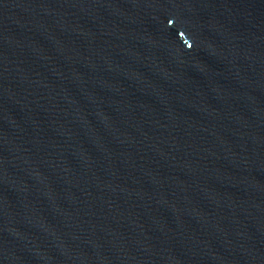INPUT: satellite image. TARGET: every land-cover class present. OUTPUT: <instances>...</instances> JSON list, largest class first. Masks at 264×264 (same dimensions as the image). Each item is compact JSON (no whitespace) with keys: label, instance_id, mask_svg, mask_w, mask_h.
<instances>
[{"label":"water","instance_id":"1","mask_svg":"<svg viewBox=\"0 0 264 264\" xmlns=\"http://www.w3.org/2000/svg\"><path fill=\"white\" fill-rule=\"evenodd\" d=\"M0 264H264V0H0Z\"/></svg>","mask_w":264,"mask_h":264},{"label":"clouds","instance_id":"2","mask_svg":"<svg viewBox=\"0 0 264 264\" xmlns=\"http://www.w3.org/2000/svg\"><path fill=\"white\" fill-rule=\"evenodd\" d=\"M189 47H191V45Z\"/></svg>","mask_w":264,"mask_h":264}]
</instances>
